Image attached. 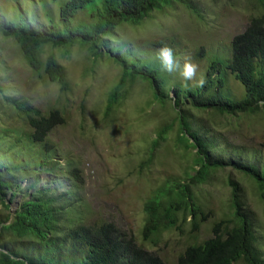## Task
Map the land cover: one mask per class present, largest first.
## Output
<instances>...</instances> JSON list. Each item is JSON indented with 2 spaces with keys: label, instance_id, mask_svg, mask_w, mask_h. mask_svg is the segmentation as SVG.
I'll return each instance as SVG.
<instances>
[{
  "label": "rangeland",
  "instance_id": "374dc122",
  "mask_svg": "<svg viewBox=\"0 0 264 264\" xmlns=\"http://www.w3.org/2000/svg\"><path fill=\"white\" fill-rule=\"evenodd\" d=\"M62 0H0V15L8 20L23 14L35 28L49 29L50 18L59 22ZM153 9L138 25L122 24L107 36L108 48L102 56L94 58L87 48L76 44L69 51H53L68 76L71 88L62 92L59 85L47 78H39L23 55L16 40L0 34V143L15 144L6 150L5 163H17L19 155L30 154L24 136L31 131L25 113L16 105L32 106L43 114L60 109L65 118L48 136L53 156L59 159L62 172L78 166L81 182L72 180L67 173L51 176L44 168L37 173L22 175V192L12 200L10 209L0 207L1 214L16 209L23 198L36 189H52L54 193L76 197V209L85 219L113 220L124 231L132 233L142 243L145 221L144 203L153 190L167 180L184 179L185 171L194 172L191 155L179 146L176 136L180 125L173 109L176 99L175 84L187 89L195 88L196 81L205 76L209 59L223 57L229 62L231 43L242 32L252 16L258 14L251 0H169ZM80 12L78 19H85ZM74 21V20H73ZM158 44H161L160 46ZM167 44L181 63L190 56L197 65L193 80H185L177 70L168 73L162 69L157 50ZM202 52V54H201ZM124 58H139L142 63L159 68L168 77L166 104L154 100L150 84L137 79L127 83L124 102L105 116L107 97L122 74L115 54ZM134 60V59H133ZM227 94L240 97L244 87L230 72H226ZM193 125L204 131L213 143V154L226 161H242L258 167L264 166V115L262 113L214 114L210 110L185 107ZM171 125L151 155L153 139L160 129ZM19 135H22L23 138ZM40 146L34 147L39 151ZM190 149V153H191ZM69 162L72 163L70 168ZM39 170H41L39 172ZM227 166L216 171L211 181L196 187L206 210L215 216L200 226L198 240L211 236L214 220L229 211L231 195L227 179L231 176L245 190V200L254 211L257 234L264 250V201L254 189L253 181L241 171ZM19 177V175H18ZM27 195V196H26ZM11 194L7 196L9 199ZM79 200V202H78ZM77 213V210H76ZM78 214V213H77ZM72 215V212L69 213ZM190 217L184 233L171 230L162 236L158 246H146L176 264L177 257L190 241Z\"/></svg>",
  "mask_w": 264,
  "mask_h": 264
},
{
  "label": "trees",
  "instance_id": "16d2710c",
  "mask_svg": "<svg viewBox=\"0 0 264 264\" xmlns=\"http://www.w3.org/2000/svg\"><path fill=\"white\" fill-rule=\"evenodd\" d=\"M167 1L62 0L59 22L50 18L49 29L35 28L23 14L14 20L0 15V34L16 40L39 78H47L59 85L62 92H68L71 84L67 72L53 51L44 57L47 49L66 52L78 44L87 48L95 59L99 58L103 48H108L107 36L112 35L118 26L140 24L153 9L160 8ZM251 5L258 14L252 16L246 28L233 37L230 61L219 56L209 59L203 87L187 89L180 83L175 84L177 94L172 107L180 125L176 141L185 149L186 156L191 155L194 172L186 170L184 179L167 180L153 190L144 203L143 242L138 243L132 233L124 231L113 220L85 219L75 207L74 195L70 199L68 195H58L49 188L36 189L28 198H23L16 209L6 215L0 213V264H172L149 249L146 243L158 246L162 236L173 229L184 233L189 217L190 241L179 253L176 264H264V250L257 234L254 211L245 200V190L231 176L227 179L231 189L229 211L214 220L211 236L198 240L200 226L215 216V212L206 210L201 197L196 194V187L211 181L216 171L233 166L249 176L259 198L264 201V166L260 168L216 157L212 141L193 125L185 108L188 104L194 109L210 110L218 115H264V0H251ZM84 11L87 12L86 18L79 20L80 12ZM114 58L122 67V74L108 94L105 116H110L124 102L128 92L126 84H133L137 79L147 81L154 100L166 104L168 77L161 74L157 66L142 63L139 58L126 59L121 53H116ZM227 71L244 87V94L242 91L240 97L226 93ZM16 106L25 113L31 129L24 136L30 143V154L27 158L19 155L16 164L5 163L4 149L16 151L17 147L0 143V207L5 209H10L12 200L19 191L22 192V175L36 174L37 167L44 168V172L51 176L67 173L75 182L82 180L79 167H72L71 162L69 172L59 169L61 163L53 156L47 139L58 125L65 122L61 110L56 108L43 114L32 106ZM170 127L169 124L160 129L153 139L149 161ZM37 145L40 146L38 152L34 150ZM9 194L12 197L7 199Z\"/></svg>",
  "mask_w": 264,
  "mask_h": 264
},
{
  "label": "clouds",
  "instance_id": "9594fccd",
  "mask_svg": "<svg viewBox=\"0 0 264 264\" xmlns=\"http://www.w3.org/2000/svg\"><path fill=\"white\" fill-rule=\"evenodd\" d=\"M157 58L161 62L162 69L168 73H174L179 70L180 75L185 80H193L196 76L197 65L192 62L191 57L186 55L181 65L176 59L174 50L167 44H164L157 50ZM205 83V79L200 77L196 81V86L203 87Z\"/></svg>",
  "mask_w": 264,
  "mask_h": 264
}]
</instances>
